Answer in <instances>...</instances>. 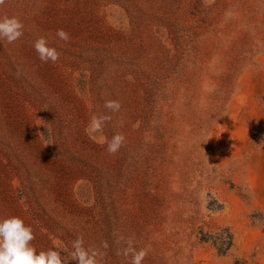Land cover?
<instances>
[{
  "label": "rangeland",
  "instance_id": "obj_1",
  "mask_svg": "<svg viewBox=\"0 0 264 264\" xmlns=\"http://www.w3.org/2000/svg\"><path fill=\"white\" fill-rule=\"evenodd\" d=\"M4 17L24 34L0 40V220L37 254L82 236L100 264H131L129 241L142 264H264V0H5ZM93 115L111 116L98 139L124 135L115 154Z\"/></svg>",
  "mask_w": 264,
  "mask_h": 264
},
{
  "label": "clouds",
  "instance_id": "obj_2",
  "mask_svg": "<svg viewBox=\"0 0 264 264\" xmlns=\"http://www.w3.org/2000/svg\"><path fill=\"white\" fill-rule=\"evenodd\" d=\"M205 3L211 4L212 0H205ZM5 4V0H0V5ZM23 23L17 17H4L0 19V40H6L9 44L14 43L23 36ZM57 37L67 42L70 39L69 33L63 29L57 30ZM39 59L47 63H55L59 59V52L54 47L48 46L45 37L37 39L33 45ZM120 102L117 100H107L104 108L110 112L120 110ZM111 121L110 115H93L85 128L86 135L101 144H107V152L112 155L119 151L124 145L125 137L120 133L113 135L110 141L106 138L98 139L103 133L105 125ZM35 239L32 228L25 226L24 221L16 216L0 220V264H70L75 261L76 264H100L97 257L100 255L95 249L85 248L83 237H77L71 245L72 251L48 249L40 251L31 245ZM103 248L109 247L107 241L103 242ZM65 253L62 256L61 253ZM131 255V264H142L147 256V249L136 250L132 247L131 241L124 253Z\"/></svg>",
  "mask_w": 264,
  "mask_h": 264
},
{
  "label": "bare ground",
  "instance_id": "obj_3",
  "mask_svg": "<svg viewBox=\"0 0 264 264\" xmlns=\"http://www.w3.org/2000/svg\"><path fill=\"white\" fill-rule=\"evenodd\" d=\"M233 147L232 139L224 131H220L214 141V148L217 152H224Z\"/></svg>",
  "mask_w": 264,
  "mask_h": 264
},
{
  "label": "trees",
  "instance_id": "obj_4",
  "mask_svg": "<svg viewBox=\"0 0 264 264\" xmlns=\"http://www.w3.org/2000/svg\"><path fill=\"white\" fill-rule=\"evenodd\" d=\"M217 239L214 241L215 246L219 252H225L228 250L232 244V237L230 234L227 237H216Z\"/></svg>",
  "mask_w": 264,
  "mask_h": 264
}]
</instances>
